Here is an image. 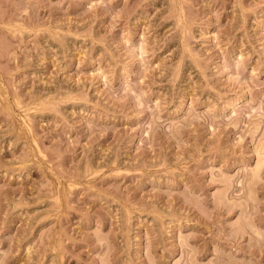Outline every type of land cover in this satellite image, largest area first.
<instances>
[{
    "label": "rangeland",
    "instance_id": "obj_1",
    "mask_svg": "<svg viewBox=\"0 0 264 264\" xmlns=\"http://www.w3.org/2000/svg\"><path fill=\"white\" fill-rule=\"evenodd\" d=\"M0 264H264V0H0Z\"/></svg>",
    "mask_w": 264,
    "mask_h": 264
}]
</instances>
